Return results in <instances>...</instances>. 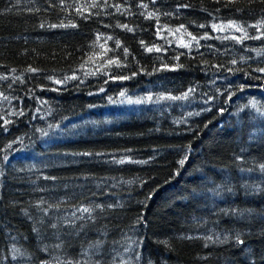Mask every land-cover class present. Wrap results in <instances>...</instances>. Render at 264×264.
Segmentation results:
<instances>
[{
    "label": "trees",
    "instance_id": "obj_1",
    "mask_svg": "<svg viewBox=\"0 0 264 264\" xmlns=\"http://www.w3.org/2000/svg\"><path fill=\"white\" fill-rule=\"evenodd\" d=\"M261 69L264 0H0V264H264Z\"/></svg>",
    "mask_w": 264,
    "mask_h": 264
},
{
    "label": "snow or ice",
    "instance_id": "obj_2",
    "mask_svg": "<svg viewBox=\"0 0 264 264\" xmlns=\"http://www.w3.org/2000/svg\"><path fill=\"white\" fill-rule=\"evenodd\" d=\"M126 27V26H125ZM230 27H231V25H230ZM237 30H239V29H237ZM177 31H179V29H177ZM109 39H111V37L109 38ZM186 46V45H185ZM158 50V49H157ZM125 51H127V50H125ZM148 51H152V49H148ZM109 63H113V61H109ZM261 72H264V69H261L260 70ZM73 78H75V77H73ZM185 95H187V94H185ZM7 123V122H6ZM181 163H183V161L181 162ZM83 212H89L90 210L88 209V208H84L83 210H82Z\"/></svg>",
    "mask_w": 264,
    "mask_h": 264
}]
</instances>
